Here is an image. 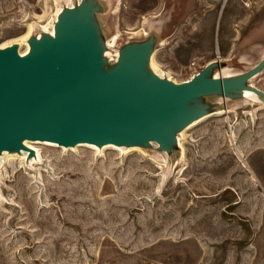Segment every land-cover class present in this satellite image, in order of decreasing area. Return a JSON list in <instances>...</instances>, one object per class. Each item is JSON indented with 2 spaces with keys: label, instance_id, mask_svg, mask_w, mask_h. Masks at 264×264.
<instances>
[{
  "label": "rangeland",
  "instance_id": "1",
  "mask_svg": "<svg viewBox=\"0 0 264 264\" xmlns=\"http://www.w3.org/2000/svg\"><path fill=\"white\" fill-rule=\"evenodd\" d=\"M69 1L0 0V48L25 51L80 2ZM96 2L107 67L151 38L149 70L175 82L211 62L215 76L247 72L264 57V0ZM250 84L264 92V70ZM197 104L206 115L170 153L154 143L32 144L38 161L4 152L0 264H264V102Z\"/></svg>",
  "mask_w": 264,
  "mask_h": 264
},
{
  "label": "water",
  "instance_id": "2",
  "mask_svg": "<svg viewBox=\"0 0 264 264\" xmlns=\"http://www.w3.org/2000/svg\"><path fill=\"white\" fill-rule=\"evenodd\" d=\"M99 10L96 0H80L60 11L53 35L29 39L27 54L18 44L0 48V156L26 151L34 157L26 140L66 148L154 143L170 153L178 134L206 115L200 98L262 92L250 81L264 70V57L238 76L212 75L217 63L211 62L175 82L149 70L152 38L124 47L107 67Z\"/></svg>",
  "mask_w": 264,
  "mask_h": 264
},
{
  "label": "bare ground",
  "instance_id": "3",
  "mask_svg": "<svg viewBox=\"0 0 264 264\" xmlns=\"http://www.w3.org/2000/svg\"><path fill=\"white\" fill-rule=\"evenodd\" d=\"M72 2H71V0L69 1V4H71ZM62 10V9H61ZM60 13V12H59ZM59 13H58V15H59ZM57 15V16H58ZM55 24V23H54ZM53 28H54V26H53ZM53 33H54V29H52V31H50V33L49 34H52L53 35ZM29 36V35H28ZM27 38V37H26ZM110 40V39H109ZM115 42V41H114ZM165 42V41H164ZM16 43V42H15ZM22 44V43H21ZM13 45V44H12ZM9 46H11V45H9ZM5 47H7V46H5ZM111 47V46H110ZM2 48H4V47H2ZM108 48H109V46H108ZM29 49H30V44H29V40L26 42V49H25V51H23V52H21L22 54H27V52L29 51ZM113 50V49H112ZM110 53V52H109ZM115 58V57H114ZM156 65V64H155ZM222 74L225 76V77H234V76H238V75H240V74H242V73H231L227 68H223L222 69ZM233 72V71H232ZM163 75V74H162ZM221 75V74H220ZM170 77V76H169ZM171 79V78H170ZM175 81V80H174ZM242 95H243V97L244 98H246V99H249V100H251V101H254V102H263V99H264V92L262 91V92H255V91H253V90H244V91H242ZM201 121V120H200ZM179 141H180V139H179ZM24 144L28 147V148H30V149H34L35 150V152H36V155L34 156V157H32L31 159L33 160V161H38V159H39V153H38V150L34 147V146H32V144H48V145H52V146H56V147H59V148H64V149H66V147H60V146H58L57 144H54V143H49V142H44V141H29V140H26V141H24ZM78 146H85V147H89V148H93V149H103V150H105L106 148H110V147H112V148H122V147H118V146H114V145H108V146H105V147H103V148H99V147H97V146H94V145H91V144H82V145H78ZM69 149H72V148H69ZM135 149V148H134ZM26 152V151H25ZM27 154H28V152H26ZM14 157V156H13ZM28 157V156H27ZM11 158V157H10ZM22 158V157H21ZM4 160V159H3ZM40 161V160H39ZM31 162V161H30Z\"/></svg>",
  "mask_w": 264,
  "mask_h": 264
},
{
  "label": "built area",
  "instance_id": "4",
  "mask_svg": "<svg viewBox=\"0 0 264 264\" xmlns=\"http://www.w3.org/2000/svg\"><path fill=\"white\" fill-rule=\"evenodd\" d=\"M74 6V4H71L70 6H68V7H73Z\"/></svg>",
  "mask_w": 264,
  "mask_h": 264
}]
</instances>
